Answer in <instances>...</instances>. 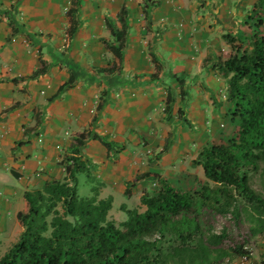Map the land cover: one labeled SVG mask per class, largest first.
<instances>
[{"label":"crops","instance_id":"crops-1","mask_svg":"<svg viewBox=\"0 0 264 264\" xmlns=\"http://www.w3.org/2000/svg\"><path fill=\"white\" fill-rule=\"evenodd\" d=\"M70 1L0 0V247L22 230L23 194L62 181L67 158L82 166L76 190L110 196L121 221L160 178L193 188L200 147L233 129L215 64L225 35L252 34L255 0H76L68 35Z\"/></svg>","mask_w":264,"mask_h":264},{"label":"trees","instance_id":"trees-1","mask_svg":"<svg viewBox=\"0 0 264 264\" xmlns=\"http://www.w3.org/2000/svg\"><path fill=\"white\" fill-rule=\"evenodd\" d=\"M70 3L68 35L75 27L76 0ZM250 14L252 34L225 35L232 53L215 64L235 130L222 143L204 144L196 153L192 163L201 166L205 179L189 190L160 178L158 188L142 191L144 210L121 206L126 217L115 223L107 218L109 198L76 194L75 172L82 166L71 156L64 161L62 181L23 194L27 210L16 215L22 230L0 264H219L261 232L264 198L248 179L259 169L264 172V0H255ZM118 19L121 28L112 31L110 49L119 59L126 29L123 7ZM86 133L77 135L76 146ZM228 209L231 227L211 233L215 216ZM244 222L248 233L235 244L234 231Z\"/></svg>","mask_w":264,"mask_h":264},{"label":"rangeland","instance_id":"rangeland-1","mask_svg":"<svg viewBox=\"0 0 264 264\" xmlns=\"http://www.w3.org/2000/svg\"><path fill=\"white\" fill-rule=\"evenodd\" d=\"M228 49H231V47L229 46V48L227 47V50ZM152 55V54H151ZM225 57H227V55H225ZM159 62V61H157ZM161 65L163 64L162 61H160ZM225 94V93H224ZM233 131L235 130V125L232 129ZM225 138H223L224 140ZM70 162V161H69ZM202 180V179H201ZM200 180V181H201ZM248 183L249 185L253 188V190H255L256 192H258L263 198H264V172H260V169L257 170L256 172L254 173H250L249 175V179H248ZM86 186L85 184L81 185L79 184L78 185V188L76 190V194L79 196V197H94L96 200H99L97 197H96V194L95 193H92L90 196H84L86 194V190H85ZM78 191V192H77ZM106 198H109L111 200V197L110 196H107L105 198H100V199H106ZM138 212H141L144 210V206H140L138 209H136ZM230 209H228V211L226 210L225 212H223V214H219V215H216L215 218L213 219L212 223H211V233H219L223 228L224 229H227V228H230L231 227V223H230V218H231V214H230ZM126 215H124V218L125 219ZM112 221H114L115 223H118L120 221H117V219H115L114 217L113 218H110ZM122 221V220H121ZM215 233V234H216ZM248 233L247 231V224L244 222L241 224L240 226V229L239 230H235L234 231V238H233V243L237 244V243H240L241 242V238H240V235L242 236L243 234H246ZM261 233H264V229L259 232V233H256V234H261ZM255 234V236H257ZM248 241L250 245H253L255 248H257V244H256V239L258 238H255V237H248ZM13 243H10L9 245H4V247H0V256L12 245ZM234 255V254H233ZM231 255V256H228L226 257L223 262L219 263V264H231L233 262V260H231L232 258H234V256ZM254 256L257 257V252L254 250Z\"/></svg>","mask_w":264,"mask_h":264},{"label":"built area","instance_id":"built-area-1","mask_svg":"<svg viewBox=\"0 0 264 264\" xmlns=\"http://www.w3.org/2000/svg\"><path fill=\"white\" fill-rule=\"evenodd\" d=\"M255 238L256 244L259 247V255L256 257L253 254V245L249 242L242 243L240 252L235 261L231 264H264V233L258 234Z\"/></svg>","mask_w":264,"mask_h":264},{"label":"clouds","instance_id":"clouds-1","mask_svg":"<svg viewBox=\"0 0 264 264\" xmlns=\"http://www.w3.org/2000/svg\"><path fill=\"white\" fill-rule=\"evenodd\" d=\"M251 24L253 25V22H251ZM231 47V46H230ZM230 53H232V48L230 49ZM229 53V54H230ZM228 54V55H229ZM227 55V56H228ZM226 58V57H225ZM223 60V59H222ZM221 74V73H220ZM162 150V149H161ZM160 150V151H161ZM159 151V152H160ZM193 164V163H192ZM193 165H195V164H193ZM198 166H200V165H198ZM200 168H201V166H200ZM201 170H202V168H201ZM202 175H203V172H202ZM205 178H204V176H203V179L202 180H204ZM201 180V181H202ZM197 182H200V180H194V187L193 188H190L189 190H191V189H194L195 188V186L197 185ZM159 186V185H158ZM158 188V187H157ZM140 198V197H139ZM141 204V203H140ZM142 205V204H141ZM133 209H135V208H133ZM125 214V213H124ZM216 233V232H215ZM214 233V234H215ZM220 233V232H219ZM219 233H216V234H219ZM256 235H258V234H256ZM252 237H256L255 235H253ZM251 241V240H250ZM245 242H249V241H245ZM245 242H242V243H245ZM242 243H240V248H241V245H242ZM237 244H239V243H237ZM254 250L257 252V256L259 255V247L257 246V248H255L254 246H253V254H254ZM240 252V249H239V251L236 253V254H234L233 256H234V258H232L231 260H233V261H235V259H236V257H237V255H238V253Z\"/></svg>","mask_w":264,"mask_h":264}]
</instances>
